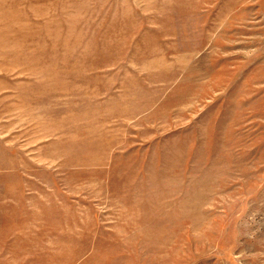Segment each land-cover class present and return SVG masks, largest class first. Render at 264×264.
I'll use <instances>...</instances> for the list:
<instances>
[{
	"label": "rangeland",
	"instance_id": "rangeland-1",
	"mask_svg": "<svg viewBox=\"0 0 264 264\" xmlns=\"http://www.w3.org/2000/svg\"><path fill=\"white\" fill-rule=\"evenodd\" d=\"M0 264H264V0H0Z\"/></svg>",
	"mask_w": 264,
	"mask_h": 264
}]
</instances>
